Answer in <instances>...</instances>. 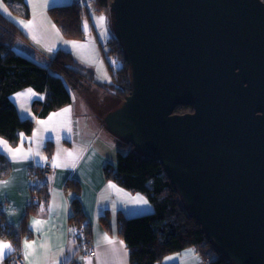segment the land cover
Returning <instances> with one entry per match:
<instances>
[{
  "label": "water",
  "instance_id": "water-1",
  "mask_svg": "<svg viewBox=\"0 0 264 264\" xmlns=\"http://www.w3.org/2000/svg\"><path fill=\"white\" fill-rule=\"evenodd\" d=\"M109 23L129 93L104 128L161 163L227 260L264 264V0H111Z\"/></svg>",
  "mask_w": 264,
  "mask_h": 264
},
{
  "label": "crops",
  "instance_id": "crops-1",
  "mask_svg": "<svg viewBox=\"0 0 264 264\" xmlns=\"http://www.w3.org/2000/svg\"><path fill=\"white\" fill-rule=\"evenodd\" d=\"M24 1L29 10L27 17L11 11L9 5L0 0V13L23 33L15 43L18 53L47 62L54 52L65 50L85 67L100 62L103 47L91 30L90 16L85 20L87 28L84 27L83 37L72 39L62 35L49 13L53 6L73 2L84 5L90 0ZM90 5L94 10L93 4ZM19 21L33 23L25 27ZM83 86L87 87L74 90L69 104L44 117L35 115L32 109L34 101L44 100L43 93L26 87L9 95L20 117L31 118L34 123L31 133H22L15 146L0 136L7 145H0V154L9 164L5 176L0 177V182H6L0 184V217L8 234L12 232L16 237L14 241L12 236L0 235V242L10 244L12 251L15 245L20 247L25 264H69L73 256L79 264H131L122 235L123 220L153 208L143 193L126 189L105 176L106 163L116 160L112 146L115 137L104 128L101 114L113 108L118 99L97 85ZM28 89L34 95L24 94ZM91 93H97L95 104ZM66 108H70V112L63 113ZM54 113L61 114L54 116ZM46 164L50 166L48 174L42 172ZM75 197L83 211L81 222L90 231L86 237L83 233L80 239L74 234ZM138 198L147 203L137 202ZM34 220L42 223L34 224ZM25 241L32 247L26 249ZM90 248L94 250L92 256L87 254ZM187 249L194 253L186 255ZM12 251L0 259V264L5 263ZM170 257L172 259H167ZM156 264L206 263L198 250L190 247L168 254Z\"/></svg>",
  "mask_w": 264,
  "mask_h": 264
},
{
  "label": "trees",
  "instance_id": "trees-1",
  "mask_svg": "<svg viewBox=\"0 0 264 264\" xmlns=\"http://www.w3.org/2000/svg\"><path fill=\"white\" fill-rule=\"evenodd\" d=\"M3 1L9 5L11 11L23 17L28 16L29 10L24 0ZM14 2L19 3L16 4L18 8L13 7ZM110 2L111 0H90L94 11L107 14ZM49 13L64 37H83L85 29L82 20L90 14L88 9H84L85 14L82 13L81 4L73 2L53 6ZM22 36L21 30L0 13V136L12 146L17 145L22 133L28 135L33 128V121L21 118L10 101L9 95L15 91L31 87L44 94V100H36L32 104L34 114L39 117L69 104L72 101V93L85 85L83 82L95 84L119 100L129 93L128 65L120 44L112 33L108 51L117 57L119 65L114 71L109 66L112 73L110 82L97 81L92 70L79 64L73 55L65 50L54 52L44 65L36 63L27 55L15 50V43ZM191 110V106L185 105L175 108L176 112ZM50 147L49 142L48 150ZM8 169L6 158L0 154V177L5 176ZM104 174L126 189L143 193L153 207L150 212L123 220L122 235L129 249L131 264H156L168 254L190 247L198 250L206 264H233L222 255L205 236L201 226L188 214L179 194L156 158L137 152L129 142H119L116 160L106 163ZM73 209L76 217L74 228L77 230L78 226H82L85 234L88 229L81 222L83 211L77 197L73 199ZM0 235L15 236L12 232L8 234L1 217ZM12 239L16 241V237Z\"/></svg>",
  "mask_w": 264,
  "mask_h": 264
},
{
  "label": "rangeland",
  "instance_id": "rangeland-1",
  "mask_svg": "<svg viewBox=\"0 0 264 264\" xmlns=\"http://www.w3.org/2000/svg\"><path fill=\"white\" fill-rule=\"evenodd\" d=\"M14 3L15 4H19V3H16V2H14ZM14 6L16 7V5H14ZM84 9H88V11H90L89 12L90 13V18H91V21H92V24H93V28L91 27V30L94 33H96L97 38L101 42V45H102L103 50H104L103 53H102V59L100 60V62L96 66H91L89 69L92 70L95 73V79L97 81H100V82H110V81H112V73L110 71L109 66H111L112 70L114 71L118 67V65H119V60L117 59L116 56H114L112 53H110L108 51L109 50V43L108 42L110 40V36H111V33H112L111 28H110V23L108 24L109 14H107L105 12H101V11H96V10L94 11V10H92V6L90 5L89 2H86L84 5H82V13H84ZM101 15H103L106 18L105 21H104V23L102 25L97 20V18L100 17ZM86 19L87 18L84 17V19H83L84 20V23H85V20ZM84 23H82L83 24V27H84ZM87 34H89V31H87ZM33 61H35L36 63H39L41 65H44V64L47 63V62H40L39 60H37L35 58H33ZM83 83L84 84H87L85 82H83ZM86 87L87 86H80L77 89L79 91V90H83ZM103 96H105V94H103ZM91 99L94 100V104H95L97 102V93H91ZM103 114H104V112L101 114V116ZM29 119H31V118H29ZM33 123H34V121H33ZM113 137H115V136H113ZM119 142L123 143L122 141H120L116 137H115V139H113L112 146L114 148L115 155L117 154V151H118V148H119ZM80 231L81 230L78 231V229L75 231L74 234H75L76 238H79L80 239L81 236H83V232H80ZM88 233H90L89 229L85 232V234L87 235ZM15 250H22V249L20 247L15 246L14 249H13V251L11 252V254H9V256H11L12 253ZM22 252H23V250H22ZM9 256H7V258ZM23 256H24V252H23ZM23 264H25V263H23ZM69 264H79V261H78V259H76L73 256L72 261H70Z\"/></svg>",
  "mask_w": 264,
  "mask_h": 264
},
{
  "label": "snow or ice",
  "instance_id": "snow-or-ice-1",
  "mask_svg": "<svg viewBox=\"0 0 264 264\" xmlns=\"http://www.w3.org/2000/svg\"><path fill=\"white\" fill-rule=\"evenodd\" d=\"M47 2V0H45V3ZM4 11L6 12L7 9H4ZM105 17L103 15H101L100 17L97 18L98 22L102 25L105 21ZM19 23L23 24L25 27H28L30 26L33 22L32 21H28L27 23H25L24 21H19ZM84 27L87 28V22H85L84 24ZM73 44H75L76 42H72ZM24 94H33L32 93V90L31 89H28L26 93ZM24 94H17V95H24ZM70 108H66V109H63L62 112L63 113H68L70 112ZM61 113H54L53 115H60ZM51 119V118H50ZM39 123L41 124H44L45 121H40ZM0 145H4L5 147L7 146L6 145V142L5 141H2L0 140ZM11 151V150H10ZM16 151H19V149H17ZM69 155H71V153H69ZM3 183H6V182H0V184H3ZM137 202H140V203H147V201L143 200L142 198H138ZM43 210V209H42ZM34 224H39V223H42V221H38V220H34L33 221ZM111 243V241H109ZM32 245L29 244L27 241H25V248H31ZM10 251H12V248H11V245L8 244V243H4V242H0V259H2L5 255H7ZM194 253V250L192 249H187L185 251V254L186 255H192ZM25 255L27 256L28 253L26 252ZM167 259H172L171 257L170 258H167ZM198 259V258H197Z\"/></svg>",
  "mask_w": 264,
  "mask_h": 264
},
{
  "label": "built area",
  "instance_id": "built-area-1",
  "mask_svg": "<svg viewBox=\"0 0 264 264\" xmlns=\"http://www.w3.org/2000/svg\"><path fill=\"white\" fill-rule=\"evenodd\" d=\"M42 172L44 174H48L50 172V166L48 164L44 165L42 167ZM33 177H36V174L33 173L32 174ZM78 231L81 230L80 232H83L82 226H78ZM87 254L89 256L94 255V250L92 248H90L87 251ZM24 260H23V252L22 250H15L11 256H9L6 260L4 264H23Z\"/></svg>",
  "mask_w": 264,
  "mask_h": 264
},
{
  "label": "flooded vegetation",
  "instance_id": "flooded-vegetation-1",
  "mask_svg": "<svg viewBox=\"0 0 264 264\" xmlns=\"http://www.w3.org/2000/svg\"><path fill=\"white\" fill-rule=\"evenodd\" d=\"M116 98V97H115ZM119 100V99H118ZM185 106H190V105H185ZM192 107V106H191ZM192 110H193V107H192Z\"/></svg>",
  "mask_w": 264,
  "mask_h": 264
}]
</instances>
